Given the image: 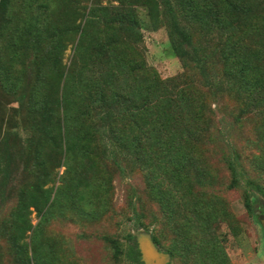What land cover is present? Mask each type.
Instances as JSON below:
<instances>
[{
    "label": "rangeland",
    "instance_id": "374dc122",
    "mask_svg": "<svg viewBox=\"0 0 264 264\" xmlns=\"http://www.w3.org/2000/svg\"><path fill=\"white\" fill-rule=\"evenodd\" d=\"M143 2L0 0V264H264V0Z\"/></svg>",
    "mask_w": 264,
    "mask_h": 264
},
{
    "label": "trees",
    "instance_id": "16d2710c",
    "mask_svg": "<svg viewBox=\"0 0 264 264\" xmlns=\"http://www.w3.org/2000/svg\"><path fill=\"white\" fill-rule=\"evenodd\" d=\"M144 2V6L148 7L149 11H150V14L152 15V19H155L157 18V16H160V15H164V17L166 18L167 22L169 23V26L171 28V31L173 32V34L175 35L176 39H177V42L174 43L173 45V51L174 53L176 54V56L181 59V60H190L194 63H196L197 65L199 64V58H197V54H196V51H195V48L192 44V38H191V35L190 33H188L187 30L183 29L181 27V25L179 24L177 18H176V15L173 11V8H172V2L171 0H143ZM228 1V0H227ZM231 3L235 4V1H238V0H229ZM162 11V12H161ZM73 30L71 29H68L67 32H72ZM62 39V38H61ZM61 39H59L61 41ZM63 42H61L62 44ZM186 47V48H184ZM191 49L192 52H190L188 49ZM50 49H53V47H51ZM46 52H49V49L46 48ZM199 59V60H198ZM109 57H108V60L109 61ZM54 83H56V80L54 81V78L52 77H49L48 80L46 79L44 81V83H41V85L43 86L42 88V91L46 96H49V93L48 91L50 92V88L54 85ZM97 85L100 89H98L102 95L104 93L103 90L106 89V84H105V81L104 79H99L97 81ZM56 89V88H55ZM58 90V89H56ZM43 97V96H42ZM50 98V97H48ZM182 98V97H181ZM43 99L45 101H47V99H45V97H43ZM179 98H174V99H170L168 104L169 106H176L178 104L175 105V102L178 100ZM63 101V104L65 105L64 106V113H63V116H62V121H61V125H62V128L60 127L59 129V136L61 138V136H64V147H63V144H62V141H61V147L59 146V150L60 151H65V152H68L70 147H71V143H70V140L72 139L71 138V133L69 132L70 129H69V121L71 122V116L69 114V111L67 112V101L66 99H64L62 96L59 98V103H62ZM187 101L185 99V97H183L179 104L180 103H183ZM172 102V103H171ZM163 106V112L165 110V106L164 104H162ZM151 108L147 107L146 109V113H149L150 115H152V107H153V103H152V106H150ZM160 108V107H159ZM164 115V113H163ZM59 119V118H58ZM109 119H111V116L110 115H107L104 117V121H108ZM167 119V122L168 125L170 124V121L172 120V116L171 117H163V120H166ZM60 121V119L58 120ZM68 124V125H67ZM153 124V123H152ZM7 141L6 139H2L0 141V150L2 149V151L4 152V156L3 155H0V172H2L4 174V178L6 179L8 176H9V167L12 165L11 163V156L8 155V150H7ZM4 182V181H3ZM3 182L1 184H3ZM245 206L247 208L248 211H251V205L249 203V200L248 199H245ZM152 242L155 243L156 240L155 238H152ZM133 256L134 258L138 261V262H141L142 260V257H141V252L139 251L137 245H135V249L133 251ZM142 263V262H141Z\"/></svg>",
    "mask_w": 264,
    "mask_h": 264
},
{
    "label": "water",
    "instance_id": "95a60500",
    "mask_svg": "<svg viewBox=\"0 0 264 264\" xmlns=\"http://www.w3.org/2000/svg\"><path fill=\"white\" fill-rule=\"evenodd\" d=\"M262 224L264 226V222ZM144 241H145L144 243L140 241V252L146 264H148V259H147L148 253L152 255L151 264H166L167 255L159 253L154 247L152 241L148 239V237H146ZM144 248L147 249L148 251L147 254H145Z\"/></svg>",
    "mask_w": 264,
    "mask_h": 264
},
{
    "label": "bare ground",
    "instance_id": "6f19581e",
    "mask_svg": "<svg viewBox=\"0 0 264 264\" xmlns=\"http://www.w3.org/2000/svg\"><path fill=\"white\" fill-rule=\"evenodd\" d=\"M145 238H146L145 235H141L139 240L142 241V242L144 243V242H145V241H144ZM144 250H145V254H147V253H148L147 249L144 248ZM151 256H152V255L148 253V256H147L148 264H151V260H152V257H151Z\"/></svg>",
    "mask_w": 264,
    "mask_h": 264
},
{
    "label": "flooded vegetation",
    "instance_id": "af4514ba",
    "mask_svg": "<svg viewBox=\"0 0 264 264\" xmlns=\"http://www.w3.org/2000/svg\"><path fill=\"white\" fill-rule=\"evenodd\" d=\"M260 221L263 223L264 222V215L260 217Z\"/></svg>",
    "mask_w": 264,
    "mask_h": 264
}]
</instances>
